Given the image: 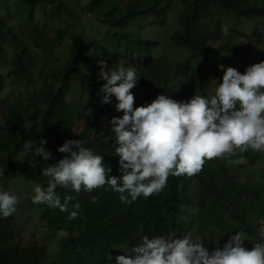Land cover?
I'll return each mask as SVG.
<instances>
[{"label":"trees","instance_id":"16d2710c","mask_svg":"<svg viewBox=\"0 0 264 264\" xmlns=\"http://www.w3.org/2000/svg\"><path fill=\"white\" fill-rule=\"evenodd\" d=\"M257 1L261 6L253 5L252 0H16L21 20L11 25L12 9L0 0V189L11 192L18 183L27 194L19 211L8 218L0 215V264H110L109 254L115 264L114 258L127 252L140 237L169 232L177 237L191 233L210 251L214 243L223 246L224 236L239 231L253 241L249 245L244 242L249 250L260 241L264 153L251 149L206 161L203 170L191 178L170 176L163 191L140 197L130 206L120 201L118 193L103 189L76 193L58 187L62 202L65 195L75 197L68 212L33 204L31 199L36 184L47 187L49 178L41 174L42 169L64 157L58 148L66 140H83L84 146L103 155L112 174L119 176L118 157L110 140L100 142L97 137L100 129L109 139L114 137L111 124L104 119L117 113V101L112 97L110 105L100 102V89L106 81L100 78V66L95 63L105 61L108 70L120 61L125 67L135 66L139 78L135 90L146 103L158 95L176 101L205 96L208 81L224 75L217 64L197 65L211 53L212 47L205 42L236 36L229 30L225 34L215 20L207 19L210 7L222 6L238 17L245 12L247 17L253 12L264 16V0ZM177 4L181 8H176ZM174 11L177 16L172 20L180 30L172 32L170 47H164L181 49L186 59H176L172 74L167 76L155 66L160 45L156 26L167 25L169 13ZM37 14L47 19L45 23H37ZM203 26L216 29L210 34ZM200 29L203 32L198 34ZM237 33L250 39L249 45L256 40L244 31ZM228 46L219 44L218 54L236 52ZM248 66L227 67L243 74ZM81 69L85 70L79 84L75 73ZM7 79H12L11 91L3 96ZM93 79L99 84L94 86ZM76 113L85 114L77 120ZM41 139L48 141L45 147L54 159L32 158L25 151V143L39 146ZM241 156L246 163H235ZM93 196L97 197L95 203ZM76 203L81 205L78 218L69 220ZM193 207L199 209L198 214L190 213ZM25 210L29 212L20 218L18 212ZM28 221L42 233V243L18 240L20 229L30 231ZM60 230L68 235L57 238Z\"/></svg>","mask_w":264,"mask_h":264},{"label":"clouds","instance_id":"9594fccd","mask_svg":"<svg viewBox=\"0 0 264 264\" xmlns=\"http://www.w3.org/2000/svg\"><path fill=\"white\" fill-rule=\"evenodd\" d=\"M222 31L227 34L228 29L225 27ZM100 68L99 76L106 81L100 89V102L110 105L112 97L117 101L114 111L117 113L110 123L119 176L113 175L103 155L85 147L83 140H66L58 148L64 157L42 169L41 174L49 178L47 187L35 185L33 204H46L68 212L75 197L65 195L62 202L57 188L63 187L76 193L112 191L130 206L140 197L149 198L163 191L170 176L198 175L206 161L236 156L249 149L264 153V61L248 66L243 74L235 67L219 65L224 73L222 82L209 96L195 95L189 101H176L167 95H158L151 103L133 93L139 81L135 66L125 67L120 61L113 69L105 70L107 64L101 61ZM120 112L122 118L116 117ZM47 143L46 139H41L39 146L36 142H27L24 149L32 158L48 161L54 156L45 147ZM235 163H246V160L241 156ZM92 202H97V197L93 196ZM18 204L16 194L0 189L2 217L16 213ZM80 208L79 203L72 205L68 219H77ZM190 213L198 214L199 209L193 207ZM67 235L66 230H60L57 238ZM259 235L260 241L250 250L244 247L248 236L239 231L229 235L222 247L219 242L214 243L211 251L202 239H194L191 233L181 237L175 232L144 235L114 259L115 264H264V229ZM112 260L109 254L110 264Z\"/></svg>","mask_w":264,"mask_h":264},{"label":"rangeland","instance_id":"374dc122","mask_svg":"<svg viewBox=\"0 0 264 264\" xmlns=\"http://www.w3.org/2000/svg\"><path fill=\"white\" fill-rule=\"evenodd\" d=\"M3 3L7 6L9 5L11 7V11H10V18L8 19V21H11V25L12 23H18L20 22V15L21 13L18 12V7H15L16 4V0H3ZM253 5L256 6V3H258V6H261V3L257 0H252ZM176 8H181L180 5H176ZM17 8V9H16ZM184 11V10H183ZM210 13L211 16L208 17L207 19H211V20H215L217 24H219L222 28H227L230 33H232V35H236L233 38H229V39H223V41H221L220 37L217 38L216 41H209L211 42L208 45L212 46V50L211 53H209L207 55V58H203L202 59V63H200L201 61H199L197 64L203 68H205L207 65H211V64H217V65H224L225 67L230 65V66H241V65H254L256 63L262 62L264 61V16L262 15H257L255 14L253 11V14L248 13V17H247V12L243 13L241 16H236L233 12L227 11L226 8L222 7V6H212L210 7ZM42 14H37V23H45V21L47 19H43ZM177 15L175 14V11L173 13H169V21L168 24L165 26H156L158 29V39L160 41V45H159V52H157L158 54H155V66L162 70L163 73H165L167 76H170L172 74V69H173V60L175 61L177 59V61H182L185 60L186 58L183 57V55L178 54L177 56H174V53L180 50H174L173 48L168 49L170 47L171 44V40L169 39V36L172 34L173 31L176 30H180L179 27H176V24L174 23V21L172 19H175ZM207 24H209L208 22H206ZM211 23L213 24V21H211ZM48 27V32H51V30H49V26ZM176 27V28H175ZM204 28V26H203ZM216 29V26H210V28H207L205 26L204 30H207L210 34H212V32ZM238 31H244L246 32L247 36L249 37H255L256 40H254L252 45L248 44V38H244L241 35H239L237 32ZM203 29L198 30V34L202 33ZM219 44H225L232 47V49L236 52H231V53H219L218 54V47ZM165 46L169 45V47L166 49ZM228 46V47H229ZM182 51V50H181ZM38 56H41L40 54H38ZM174 57H179V58H174ZM175 64V63H174ZM95 66H100L98 63L94 64ZM109 68L107 67L108 70ZM85 69H81L79 71H77L75 73L76 75V80L78 81L79 84L82 83V75L84 73ZM92 70L95 71V68L92 67ZM101 71V68L100 70ZM5 76L8 74V72H4ZM99 80L98 79H93L92 80V84L94 86L99 84ZM222 82V78H214L211 81H208V83L205 85V96H209L211 94H213V90L215 89V87ZM12 83V79H7V88L5 89V91L3 92V96H7L8 93L11 91L10 85ZM32 86H30L31 88ZM83 88V92H84ZM86 91H90V89L88 87H86L85 89ZM140 91H136L135 89H133V93L137 94L140 96V94L138 93ZM77 106L81 105L82 102L80 99L76 100ZM85 113H76L75 114V118L77 120H80L83 115ZM123 113L120 112L116 117H120L122 118ZM113 118H105L104 120H106V122L110 123L111 119ZM103 121V120H102ZM82 122H79L78 125H81ZM111 124V123H110ZM110 128V127H108ZM108 134L105 132V134L102 132V130L100 129V131L97 133V137L99 139L100 142H102L103 140L106 139L110 140V145H111V149H113L115 151V139L114 138H108L107 136ZM21 186L20 184H15L13 189L11 190L12 193L16 194V191H21ZM32 193V191H31ZM19 197V204L17 207V211H19V205H22V201L23 199H27L26 195L24 192H20L19 194H16ZM34 194L32 193V196ZM29 212V210H25V211H21V213L18 212V216L20 218H24L25 217V213ZM29 226H31V229H29L30 231H28L27 229H20V234L18 236V240H20L21 242L23 241H31V243H42L43 242V235L41 232L38 231V229L35 227V229H32L33 223L31 221H28ZM229 237L224 236L222 238V240L227 241ZM252 240H250L248 238V241H245V243H248ZM253 243V241H252ZM124 254V253H123ZM122 254V255H123Z\"/></svg>","mask_w":264,"mask_h":264}]
</instances>
